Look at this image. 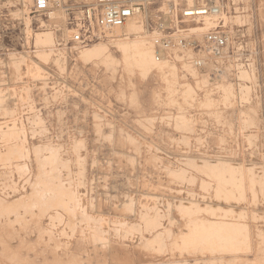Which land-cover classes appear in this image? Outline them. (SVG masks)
Listing matches in <instances>:
<instances>
[{
    "label": "rangeland",
    "instance_id": "1",
    "mask_svg": "<svg viewBox=\"0 0 264 264\" xmlns=\"http://www.w3.org/2000/svg\"><path fill=\"white\" fill-rule=\"evenodd\" d=\"M169 1L77 48L64 9L62 28L54 11L0 0V264H264V0H228L237 53L198 71L174 52L171 74L147 31ZM141 40L147 75L124 53Z\"/></svg>",
    "mask_w": 264,
    "mask_h": 264
},
{
    "label": "built area",
    "instance_id": "2",
    "mask_svg": "<svg viewBox=\"0 0 264 264\" xmlns=\"http://www.w3.org/2000/svg\"><path fill=\"white\" fill-rule=\"evenodd\" d=\"M162 0H147L157 2ZM52 0H33L31 12L36 15L52 10ZM200 10H187V2L179 4L170 0L165 10L158 9L152 22H148L147 31L153 36L155 58L161 62L170 59L172 53L181 52L193 55L190 63L193 68L204 69L206 59L231 57L241 42L234 41L225 18L229 13L228 0H199ZM74 3V4H73ZM64 7L71 26V42L77 48L88 47L95 41L105 38V32L125 25L132 17L143 13L145 6L138 0H93L88 3H75ZM202 13L196 18L191 12ZM188 18H191L187 20ZM208 30L198 32L196 27ZM236 56V54H234ZM232 56V57H234Z\"/></svg>",
    "mask_w": 264,
    "mask_h": 264
},
{
    "label": "bare ground",
    "instance_id": "3",
    "mask_svg": "<svg viewBox=\"0 0 264 264\" xmlns=\"http://www.w3.org/2000/svg\"><path fill=\"white\" fill-rule=\"evenodd\" d=\"M20 2L22 3V4H24V6L25 7H29L30 5L32 6L33 5V0H20ZM138 2L140 3V4H142V5H147V0H138ZM199 4H202V3H198L197 2V0H188L187 1V10H200V7H199ZM50 6H51V8H52V10H50V11H54L55 13H57L59 16H58V18H57V22L56 23H54V25L56 24V26H59V27H64V25H65V18H64V14H62V10H61V8L62 9H64V5L62 6V2L60 1V0H54V1H52L51 3H50ZM228 9L229 10H231V8L228 6ZM196 11L195 12H191L190 14H189V16L190 17H195L194 19H196V18H202V17H199L202 13H196ZM142 18H143V13H140V14H138L137 16H135V17H132L125 25H123V26H121V27H118V28H114V29H112V30H109V31H107V32H105V39H107L108 41H112L113 39H114V37H116V38H121V36L123 35V34H129L132 30H134V29H136V27H138L139 25H138V22L139 21H142ZM145 19V18H144ZM189 19H191V18H188L187 20H189ZM233 17H229V21H230V23H232L233 22ZM237 21V20H236ZM209 22H206L205 23V26L204 27H196L197 28V31L200 33H202V32H205L206 30H208V27H209ZM230 33L233 35V36H235V32L233 31V28H232V26L230 27ZM51 36H52V34H51ZM143 39V38H142ZM146 39V38H145ZM36 40H37V42L38 43H43L44 44V41H46L45 42V44H47L48 42L47 41H51L50 40V36H40V37H36ZM115 42V41H114ZM151 43H152V45H153V38L151 39ZM96 45H99V43L98 44H96ZM92 46H94V45H92ZM127 46L128 45H126L124 48H127ZM91 47V46H90ZM149 47V46H148ZM150 48H151V46H150ZM153 48H154V45H153ZM97 49H99V47H97ZM103 49H105V47L103 48ZM155 50V49H154ZM124 53H126L127 55L128 54H132L133 56H134V58H135V60L137 61V64H138V66H140L142 69L140 70L142 73H144V74H148L149 72H150V70L155 66V65H153V60H152V50H150V49H148L147 47H146V45L144 44V41H140V42H137L136 43V45H132V46H130V48L128 49V50H125L124 51ZM81 54H83V55H86V56H88V55H92V56H94L95 58H97V57H99V56H102V54H104L103 52H100L99 50H96V49H94V50H92V49H90V51H84V52H82ZM51 55V54H50ZM49 55V56H50ZM127 55H126V57H127ZM132 55H131V57H132ZM154 55V54H153ZM176 57H177V55H176ZM228 56H226V57H221V58H216L218 61L220 60V59H223V58H227ZM49 58V57H48ZM153 58H154V56H153ZM178 58V57H177ZM230 58V57H229ZM184 59V58H183ZM134 60V59H133ZM155 60H156V58H155ZM169 59L168 58H163V60L161 61L162 63H160L159 65H161L162 64V66H160V72H163L164 70L163 69H167L169 72V74H171L170 72H172V68L175 70V68L174 67H172L171 68V71L169 70V65L168 64H166V62L165 61H168ZM205 60H206V62L208 61V62H210L211 64H212V66H214L213 65V59H206L205 58ZM155 62H157V61H155ZM155 62H154V64H155ZM184 64V67H188L189 66V64L187 63L186 64V62L184 61L183 62ZM177 64V63H176ZM186 64V65H185ZM192 66V65H191ZM205 66H206V64H205ZM206 67H208V66H206ZM209 67H211V66H209ZM213 68H215V67H213ZM211 69H212V67H211ZM215 70H216V68H215ZM224 70V69H223ZM157 71V70H156ZM178 71V70H177ZM199 71V70H198ZM209 71H212V70H209ZM213 71H214V69H213ZM158 72V71H157ZM165 73H167L166 71H164ZM179 72V71H178ZM194 72V71H193ZM216 72H217V70H216ZM139 73V72H138ZM164 73V74H165ZM209 72H207V74H208ZM222 73V72H221ZM168 74V75H169ZM210 75V74H209ZM215 75V74H214ZM219 75V74H218ZM162 76V75H161ZM164 76H167V74H165ZM173 76V75H172ZM201 76V75H200ZM213 76V75H212ZM175 77V76H174ZM173 77V78H174ZM171 78V77H170ZM178 78V77H177ZM165 79V78H164ZM176 79V78H175ZM182 79V78H181ZM171 80V79H170ZM173 80V79H172ZM173 84V83H172ZM183 87V86H182ZM25 131V130H24ZM192 131V130H191ZM15 132V131H14ZM12 133V132H11ZM16 133V132H15ZM26 133H28V131L26 132ZM8 134V133H7ZM16 137V136H15ZM4 138H7V137H4ZM17 139V138H16ZM20 141V140H19ZM50 146V145H49ZM42 148V147H41ZM13 149V148H12ZM40 149V148H39ZM45 149V148H44ZM31 150V149H30ZM29 150V151H30ZM28 151V150H27ZM47 151V150H46ZM14 152L15 153H17V151L16 150H14ZM32 153V152H31ZM11 154H13V153H11ZM56 154H54V156H55ZM13 156V155H12ZM40 156V155H39ZM52 156H53V154H51V158H52ZM14 157V156H13ZM36 157H37V154H36ZM57 157V156H56ZM46 158V157H45ZM6 159V158H5ZM9 159V158H8ZM37 159V158H36ZM47 159V158H46ZM45 159V160H46ZM22 160V159H21ZM39 160V159H38ZM48 160V159H47ZM46 160V161H47ZM53 160H55L54 158H53ZM4 161V160H3ZM52 161V160H51ZM49 162V164L50 163H55L56 161H52V162ZM188 161V160H187ZM190 161H192V160H190ZM189 161V162H190ZM207 161V160H206ZM43 162V161H42ZM47 162V163H48ZM60 162H61V160H60ZM67 162H69L68 160H67ZM188 162V163H189ZM9 163V162H8ZM37 163H38V161H37ZM40 163V162H39ZM44 163V162H43ZM65 163V162H64ZM191 163V162H190ZM205 163V162H204ZM27 164V163H26ZM35 164H36V162H35ZM45 164V163H44ZM49 164H47L46 165V167L48 166H50ZM61 164V163H60ZM184 164V163H183ZM38 165V164H37ZM36 165V166H37ZM40 165V164H39ZM45 166V165H44ZM52 166V165H51ZM50 166V167H51ZM200 166V165H199ZM202 166V165H201ZM207 166V165H206ZM211 166V165H210ZM209 166V167H210ZM39 167H41V165L39 166ZM192 167V166H191ZM209 167H207L208 169H210ZM188 168V167H187ZM40 169V168H39ZM204 169H206V167L204 168ZM207 169V170H208ZM245 169V168H244ZM202 170V169H201ZM234 170V169H233ZM232 170V171H233ZM239 171H240V168L238 169ZM185 171V170H184ZM244 171V170H243ZM36 172H38V171H36ZM40 172V171H39ZM38 172V173H39ZM197 172V171H196ZM201 172V171H200ZM206 172V171H205ZM231 172V171H230ZM22 173V172H21ZM180 173V172H179ZM24 174V173H23ZM204 174V173H203ZM226 175H227V173H226ZM225 175V176H226ZM30 176V175H29ZM36 176H37V174H36ZM35 176V177H36ZM5 177V176H4ZM11 177V176H10ZM43 177V176H42ZM45 177V176H44ZM43 177V178H44ZM53 177V176H52ZM51 177V178H52ZM54 177H56V176H54ZM54 177H53V179H54ZM61 177V176H60ZM184 177V176H183ZM206 177V176H205ZM49 178V177H48ZM48 178H46L47 180H46V183H47V181H48ZM59 178V177H58ZM181 178H182V176H181ZM191 178V181L193 180L192 179V177H190ZM7 179V178H6ZM29 179V178H28ZM40 179H41V177H40ZM60 179V178H59ZM59 179L57 180V179H54V181L55 180H57V182H59ZM212 179V178H211ZM36 180L37 181H39L37 178H36ZM35 180V181H36ZM41 180H43V179H41ZM40 180V181H41ZM45 180V179H44ZM51 180V179H50ZM49 180V181H50ZM25 181H27V180H25ZM39 181V182H40ZM49 181H48V183H49ZM61 181V180H60ZM39 182H37L38 184H39ZM42 182V181H41ZM50 182H53L52 180L50 181ZM185 182V181H184ZM188 182V181H187ZM37 183H35V184H37ZM43 183V184H42ZM42 183H40L39 185L40 186H42V185H45L46 183H45V181H43ZM60 183V182H59ZM65 183V182H64ZM200 183V182H199ZM27 184V183H26ZM31 184H32V182H31ZM34 184V185H35ZM42 184V185H41ZM50 184V183H49ZM50 185H52V187H53V184H50ZM55 186L57 187V186H59V184L57 185V184H55ZM25 187V186H24ZM45 187V186H44ZM43 187V188H44ZM68 187V186H67ZM31 188V187H30ZM33 188V187H32ZM37 188V187H36ZM42 188V189H43ZM47 188H49V187H47V185H46V190H47ZM54 188V187H53ZM60 188V187H59ZM62 188V187H61ZM65 188V187H64ZM69 188V187H68ZM38 189V188H37ZM58 189V188H57ZM57 189H52L54 192L53 193H55L56 191H58ZM67 189V188H66ZM24 190H25V188H24ZM49 190V189H48ZM61 190V189H60ZM62 191V190H61ZM29 192V191H28ZM50 192H51V190H50ZM60 192V191H59ZM63 192V191H62ZM66 192V190L63 192V193H65ZM35 193V192H34ZM52 193V194H53ZM61 193V192H60ZM59 193V194H60ZM68 193V192H67ZM56 195V194H55ZM65 195V194H64ZM59 196H61V195H59ZM58 196V197H59ZM70 197H73V196H71V195H69ZM33 197V196H32ZM53 197V196H52ZM54 197H56V196H54ZM53 197V198H54ZM63 197V196H62ZM69 197V198H70ZM25 198V197H24ZM36 197H34V199H35ZM64 198H66L67 199V197H63V199ZM28 199V198H27ZM39 199V198H38ZM62 199V200H63ZM48 200H51V197H50V199H48ZM47 200V201H48ZM61 200V199H60ZM70 200H71V198H70ZM29 201V200H28ZM40 201V200H39ZM46 201V200H45ZM52 202H53V199L51 200ZM50 201V203H52ZM59 201V200H58ZM57 200L55 201V202H58ZM64 201V200H63ZM62 201V202H63ZM72 201V200H71ZM71 201H69V202H71ZM54 202V203H55ZM40 203V202H39ZM30 204V203H29ZM32 204V203H31ZM42 204V203H41ZM55 204H57V203H55ZM13 205V204H12ZM49 205V204H48ZM54 205V204H53ZM58 205V204H57ZM7 206V205H6ZM15 206V205H14ZM17 206V205H16ZM22 206V205H21ZM25 206V205H24ZM37 206V205H36ZM41 206V205H40ZM1 207V206H0ZM3 207V206H2ZM2 207H1V210H2ZM18 207V206H17ZM30 207V206H29ZM14 208V207H13ZM19 208V207H18ZM21 208V207H20ZM19 208V209H20ZM24 208V207H23ZM28 208V207H27ZM41 208H42V206H41ZM47 208V207H46ZM5 209H8L7 207L5 208ZM40 209V208H39ZM43 209V208H42ZM0 210V211H1ZM4 210V209H3ZM16 210L17 209H15V211L14 212H16ZM23 210V209H22ZM11 211V210H10ZM10 211H8V212H10ZM19 211V210H18ZM17 211V212H18ZM25 211V209L23 210V212ZM27 211H29V210H27ZM32 211V210H31ZM6 212V211H5ZM5 212H3V213H5ZM12 212V211H11ZM13 212V213H14ZM23 212H22V214H23ZM2 213V212H1ZM2 213V215H4ZM7 213V212H6ZM31 213V212H30ZM16 214V213H15ZM18 214V213H17ZM1 215V214H0ZM7 215V214H6ZM11 215V214H10ZM14 215V214H13ZM12 215V216H13ZM28 215V214H27ZM31 215V214H30ZM33 215V214H32ZM53 215V214H52ZM61 215H59V217H60ZM69 216V215H68ZM1 217V216H0ZM5 217V216H4ZM19 217V216H18ZM23 217V216H22ZM24 217H25V215H24ZM41 217V216H40ZM47 217V216H46ZM7 218V217H6ZM13 218V217H12ZM11 218V219H12ZM3 219V218H2ZM24 219V221L26 220L25 218H23ZM59 220H61V219H59ZM101 219H99V221H100ZM10 221V220H9ZM23 221V222H24ZM27 221V220H26ZM63 221V220H62ZM74 221V220H73ZM6 223H7V221H6ZM13 223V222H12ZM198 223V222H197ZM4 223L2 222V224L1 225H3ZM17 224H18V222H17ZM25 224V223H24ZM24 224H22V225H24ZM61 224V223H60ZM195 224V226H196V223H194ZM209 224V223H208ZM12 225V227H14V225L13 224H11ZM10 225V226H11ZM19 225V224H18ZM21 225V224H20ZM22 225H21V227H22ZM45 225V224H44ZM191 225V224H190ZM193 225V224H192ZM201 225V224H200ZM200 225H197V226H200ZM4 226H6V225H4ZM4 226H2V227H4ZM194 226V225H193ZM192 226V227H193ZM205 226H207V227H209V225H207V222H206V225ZM1 227V226H0ZM8 227H9V225H8ZM11 227V228H12ZM36 227V226H35ZM24 228H26L25 226H24ZM29 228V227H28ZM100 228V227H99ZM191 228V227H190ZM194 228V227H193ZM200 228H202V227H200ZM206 228V227H205ZM210 228V227H209ZM209 228H207V230L209 229ZM13 229V228H12ZM98 229V228H97ZM199 229V228H198ZM5 230V229H4ZM25 230V229H24ZM42 231H43V229H41ZM190 230V229H189ZM213 230V229H212ZM211 228H210V230H208V232L210 233L211 231ZM1 231V230H0ZM38 231H40V229L38 230ZM187 231V230H186ZM195 231V230H194ZM201 231H203V229H201ZM105 232V231H104ZM217 232V231H216ZM216 232H215V234H216ZM39 233V232H38ZM41 233V232H40ZM188 233H189V231H188ZM209 233H208V235H209ZM221 233V232H220ZM223 233V232H222ZM100 234V233H99ZM98 234V235H99ZM103 234V233H102ZM101 234V235H102ZM191 234H193V232L191 231ZM202 234H205V233H203L202 232ZM218 234V233H217ZM1 235V234H0ZM84 235V234H83ZM169 235V234H168ZM189 235H190V233H189ZM207 235V234H206ZM213 235H214V233L213 234H211V236L213 237ZM219 235V234H218ZM228 235H230V234H228ZM233 235V234H232ZM6 236H8V235H6ZM82 236V235H81ZM216 236V235H215ZM214 236V237H215ZM225 236V235H224ZM234 236V235H233ZM233 236H231V237H233ZM198 237V236H197ZM108 238V237H107ZM180 238V237H179ZM217 238V237H216ZM215 238V239H216ZM224 238V237H223ZM237 238V237H236ZM181 239V238H180ZM205 239V238H204ZM212 239V238H211ZM214 239V240H215ZM218 239V238H217ZM225 239V238H224ZM113 240V239H112ZM185 240V239H184ZM192 240V239H191ZM220 240H222V239H220ZM219 241V240H218ZM228 241V240H227ZM37 242V241H36ZM203 242V241H202ZM235 242V241H234ZM233 242V243H234ZM22 243V242H21ZM56 243V242H55ZM154 243H156V242H154ZM208 243H209V241H208ZM231 243H232V241H231ZM52 244H54V242L52 243ZM74 244V243H73ZM153 244V243H152ZM203 244V243H202ZM31 244H29V246H30ZM192 245V244H191ZM200 245V244H199ZM209 245V244H208ZM207 245V246H208ZM56 246H59V245H57L56 244ZM74 246V245H73ZM189 246V245H188ZM206 246V245H205ZM210 246H212V244L210 245ZM6 247V246H5ZM55 247V246H54ZM191 247V246H190ZM200 247V246H199ZM29 248H31V247H29ZM33 248V247H32ZM31 248V249H32ZM224 248V247H223ZM227 248V247H226ZM54 249H56V248H54ZM152 249H154V248H152ZM157 249V248H156ZM184 249V248H183ZM186 249V248H185ZM189 249V248H188ZM193 249H194V247H193ZM27 250V249H26ZM29 250V249H28ZM77 250V249H76ZM213 250V249H212ZM224 250V249H223ZM32 251V250H31ZM60 251V250H59ZM189 251V250H188ZM201 251H203V250H201ZM204 251H205V248H204ZM203 251V252H204ZM208 251V250H207ZM210 251V250H209ZM188 253V252H187ZM216 253V252H215ZM114 255H115V253H114ZM117 255V254H116ZM119 256V255H118ZM168 256V255H167ZM115 257V256H114ZM26 258V257H25ZM29 258V257H28ZM137 258V257H136ZM231 258V257H230ZM113 259V258H112ZM119 259V258H118ZM126 259V258H125ZM209 259V258H208ZM229 259V258H228ZM244 259H245V257H244ZM26 260V259H25ZM31 260V259H30ZM131 260V259H130ZM139 260V259H138ZM215 260V259H214ZM24 261V260H23ZM204 261V260H203ZM211 261V260H210ZM234 261V260H233ZM21 262H22V260H21ZM132 262V261H131ZM130 262V263H131ZM202 262V261H201ZM205 262V261H204ZM223 262V261H222ZM228 262V261H227ZM28 263V262H27ZM198 263V262H197ZM211 263H212V261H211ZM231 263V262H230ZM69 264V263H68ZM72 264V263H71ZM74 264V263H73ZM76 264V263H75ZM168 264V263H167ZM207 264V263H206Z\"/></svg>",
    "mask_w": 264,
    "mask_h": 264
},
{
    "label": "crops",
    "instance_id": "4",
    "mask_svg": "<svg viewBox=\"0 0 264 264\" xmlns=\"http://www.w3.org/2000/svg\"><path fill=\"white\" fill-rule=\"evenodd\" d=\"M52 1H54V0H52ZM61 2H64V0H60ZM50 23H51V20L49 21ZM54 24V23H53ZM67 31H69V30H67Z\"/></svg>",
    "mask_w": 264,
    "mask_h": 264
}]
</instances>
